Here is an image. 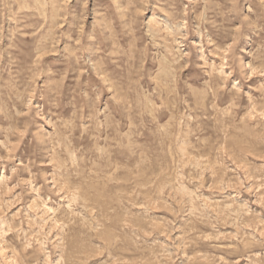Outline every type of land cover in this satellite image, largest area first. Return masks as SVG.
I'll list each match as a JSON object with an SVG mask.
<instances>
[{
  "label": "rangeland",
  "instance_id": "rangeland-1",
  "mask_svg": "<svg viewBox=\"0 0 264 264\" xmlns=\"http://www.w3.org/2000/svg\"><path fill=\"white\" fill-rule=\"evenodd\" d=\"M0 264H264V0H0Z\"/></svg>",
  "mask_w": 264,
  "mask_h": 264
}]
</instances>
